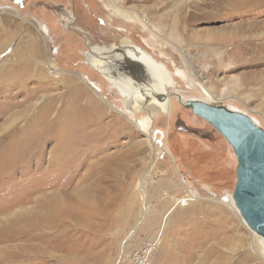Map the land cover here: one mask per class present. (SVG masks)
<instances>
[{
	"label": "rangeland",
	"instance_id": "rangeland-1",
	"mask_svg": "<svg viewBox=\"0 0 264 264\" xmlns=\"http://www.w3.org/2000/svg\"><path fill=\"white\" fill-rule=\"evenodd\" d=\"M124 36L180 83L162 84L167 106L134 113L127 85L124 109L103 66L89 63L109 83L86 63L121 59L94 52ZM0 38V264H126L155 239L151 264H264V238L232 201L234 149L185 107L223 106L264 129V0H0ZM35 42L41 70L11 67L13 47ZM65 114L72 145L59 155Z\"/></svg>",
	"mask_w": 264,
	"mask_h": 264
},
{
	"label": "water",
	"instance_id": "water-1",
	"mask_svg": "<svg viewBox=\"0 0 264 264\" xmlns=\"http://www.w3.org/2000/svg\"><path fill=\"white\" fill-rule=\"evenodd\" d=\"M129 37L130 36H124L120 42L102 45L107 48L115 47L113 52L123 54V57L118 61H114L112 67L109 68L110 74L121 83H123V80L130 79L132 81L130 88L137 91L140 97L147 98L148 100L154 99L158 102L166 101L167 92L175 85L181 88L180 83L174 78L175 83L169 84L165 79L161 83L163 85L167 84L165 87L167 92L165 90H159L164 87H162L160 82L154 81L155 79L147 65L148 62L131 58L125 54L128 48L123 50V47H120L122 41ZM87 43L90 47V51L92 47L90 38L87 39ZM97 45L100 44L98 43ZM133 45L143 47L137 44L135 40ZM144 50L147 51L146 48H144ZM86 59V63L89 65L87 55ZM157 59L160 61L159 64L161 63L168 66L164 60ZM114 66L117 67L114 69ZM90 67L98 72L94 67ZM100 75L103 77L102 74ZM169 75L171 77V74ZM103 78L106 79L105 77ZM162 79L164 78L158 76V80L162 81ZM107 82L109 83L108 80ZM109 84L116 88L120 94L117 86L111 83ZM152 85H156V87L146 95V89L150 91ZM123 100V95H121V102L125 109L126 104ZM185 107L191 108L195 115L202 117L211 124L225 137L227 142L234 149L238 160L237 183L233 193L235 206L247 226L253 232L264 237V129L258 127L247 115L228 110L223 106L210 105L199 100H189L185 103Z\"/></svg>",
	"mask_w": 264,
	"mask_h": 264
},
{
	"label": "bare ground",
	"instance_id": "bare-ground-1",
	"mask_svg": "<svg viewBox=\"0 0 264 264\" xmlns=\"http://www.w3.org/2000/svg\"><path fill=\"white\" fill-rule=\"evenodd\" d=\"M126 14V17H128V18H132V16L131 15H128L127 13H125ZM41 26L43 27V32H47V31H49V26L48 25H46V24H41ZM10 43H13V41H11ZM16 43V42H15ZM102 46V45H101ZM117 47V46H116ZM120 47H123V50H126V48H128V50H127V53H129L128 54V56H130L131 58H134V59H141V60H143V61H146V62H148V64H149V59H150V57L148 56V57H145L144 55H143V53L141 52V50L139 49V47L138 46H136V45H133V44H130L129 43V41H126V39L125 40H123L122 41V44L120 45ZM7 49V47H6V44H5V42H4V40H2L1 38H0V56H5L6 54H7V52L6 53H3V51H4V49ZM14 49H15V53H16V56H17V58H16V60L11 64V67H14V66H17L16 65V63L17 64H19V65H22L21 66V68L22 69H30V68H36V69H40L41 70V68L39 67V65H40V63L43 61V57L41 56L42 55V52H41V50L39 49V45H37V42H35V46H34V44L33 43H29L28 44V46H24V48H23V45L20 43L19 45H18V43L13 47ZM115 48V47H114ZM114 48L113 47H103V49H101L99 52L97 51V52H94V53H98L99 55H101L100 57H102L103 55H105L107 52H109V53H114L113 52V50H114ZM25 49H27L26 51H24ZM28 57L30 58V60L28 59ZM89 57H91V58H93L94 57V54L91 52L90 54H89ZM94 58H96V59H98L97 57H94ZM102 60H103V57H102ZM99 61V60H98ZM147 64V65H148ZM90 65H94V64H90ZM98 69V68H97ZM149 69L151 70V74H152V76H153V78L155 79L154 81L155 82H163L164 81V79H162V81H160V80H158V76H159V73L157 72V71H154V70H152L151 68H150V66H149ZM21 70V69H20ZM99 70V69H98ZM44 71V70H43ZM100 71V70H99ZM41 73H42V71H41ZM26 75V74H25ZM37 75H39V74H37ZM131 80L129 79L127 82H126V85H128V86H130V84H131ZM162 84V83H161ZM113 85H115L114 83H113ZM115 86H117L118 88H119V90H120V92L121 91H124V93L125 94H127V90L126 89H124V88H121V87H119L118 85H115ZM154 87H156V85H152V88H151V90H150V92L153 90V88ZM159 90H164L163 88L162 89H159ZM123 93V94H124ZM148 95V94H147ZM80 96V95H79ZM135 98L133 99V102H134V108H133V112L134 113H141V112H143L146 108H148L149 107V105H151V104H153V103H157L158 105H160L161 107L162 106H167L168 105V103H169V97H170V95H169V93H167V100L166 101H164V102H158L157 100H154V99H150V100H148L147 98H143V97H140L139 95H136L135 94ZM127 97H129V95L127 94ZM80 98V97H79ZM77 100H79V99H77ZM77 100H75V101H77ZM127 100V99H126ZM126 100H125V102H126ZM78 102V101H77ZM79 103V102H78ZM49 105V104H48ZM72 105V104H71ZM74 106H75V102H74V104H73ZM77 106H79L80 107V105H77ZM76 106V107H77ZM82 106H84V104L82 105ZM81 106V107H82ZM87 106V105H86ZM96 107V106H95ZM47 110V109H46ZM85 110H87V109H85ZM89 110H92V108H90ZM67 111V110H66ZM95 112L96 111H98V110H94ZM129 111V110H128ZM131 111V110H130ZM129 111V112H130ZM148 111V110H147ZM65 112V111H64ZM70 112V111H69ZM87 113H89V111L87 112ZM92 113V112H91ZM101 113H102V110H101ZM101 113H99V116H100V114ZM64 114V113H63ZM71 114V113H70ZM66 115L67 114H65V117H66ZM95 115V114H94ZM102 116V115H101ZM88 117V116H87ZM86 116H85V118H87ZM73 118V117H72ZM71 117H66V119L64 120L63 119V121H64V123L62 124V126H60L59 127V129L61 130V141H60V144L58 145V151H59V155H62V154H64L67 150H69L70 149V145H72L71 143V139H70V134L72 133V131H73V128H74V124H73V122H72V119ZM84 118V119H85ZM77 119V118H76ZM88 119V118H87ZM153 120V119H152ZM152 120H150L149 118H142V119H140V121H139V123L142 125V127L143 128H145L147 131L148 130H150L151 128H152V126H153V124H152ZM80 121V120H79ZM82 122V121H81ZM80 123V122H79ZM83 123V122H82ZM92 122H90V124H91ZM56 124V123H55ZM81 124V123H80ZM88 124V123H87ZM50 125V124H49ZM56 126V125H55ZM58 126V125H57ZM53 127V126H52ZM89 127V126H88ZM55 129V128H54ZM99 129V128H98ZM88 130V129H87ZM52 131H53V128H52ZM51 131V132H52ZM150 134V133H149ZM51 135V134H50ZM57 135V134H56ZM156 135H158V133H156ZM156 137H158V139L156 140V141H153V138H152V142H154V144H156L157 142H159V143H162L163 144V146H164V142H163V137H161V136H156ZM155 138V137H154ZM147 139H148V141L150 142L151 141V138H149V136L147 137ZM162 141V142H161ZM150 144V143H149ZM147 145V144H146ZM157 146H159L160 148H163V147H161V145H159V144H156ZM141 148V147H140ZM145 150V149H144ZM167 150V151H166ZM165 151H164V153H168V155L171 157V158H173L172 157V153L170 152L171 150H169V149H166ZM139 153V152H138ZM171 153V154H170ZM191 191V190H190ZM185 200L187 201V202H185ZM183 202L181 201V205H183V206H186V205H190V203H189V201L190 200H192V199H185ZM232 201L234 202V199H232ZM235 204V203H234ZM174 210V209H173ZM177 215H179V212L177 213ZM243 219V218H242ZM245 222V221H244ZM246 223V222H245ZM247 225V224H246ZM252 231V230H251ZM253 232V231H252ZM255 233V232H254ZM257 234V233H256ZM259 235V234H258ZM261 236V235H260ZM262 238V237H261ZM264 238V237H263ZM264 242V241H263ZM254 249H255V253H258V250L254 247ZM217 250V249H216ZM262 251H264V247L262 248ZM211 252L212 253H214L213 252V250H211ZM211 255H209L208 257H210ZM247 258H249V255H247V257H246V259ZM206 259V258H205ZM222 259H226V258H222ZM224 260H222L221 262H222V264H225L224 263ZM227 263V262H226ZM202 264H219L218 262H216V261H211L210 259H207V262L206 263H202Z\"/></svg>",
	"mask_w": 264,
	"mask_h": 264
},
{
	"label": "built area",
	"instance_id": "built-area-1",
	"mask_svg": "<svg viewBox=\"0 0 264 264\" xmlns=\"http://www.w3.org/2000/svg\"><path fill=\"white\" fill-rule=\"evenodd\" d=\"M163 147L162 143H159ZM165 156V153L162 155ZM158 240H149L145 242L140 248L134 250L129 256L126 264H151V256L157 247Z\"/></svg>",
	"mask_w": 264,
	"mask_h": 264
},
{
	"label": "flooded vegetation",
	"instance_id": "flooded-vegetation-1",
	"mask_svg": "<svg viewBox=\"0 0 264 264\" xmlns=\"http://www.w3.org/2000/svg\"><path fill=\"white\" fill-rule=\"evenodd\" d=\"M100 60H101L100 58L99 59H96V58H90L89 57V63L90 64H94V66H96V63H97L99 66H103V69L102 70L99 69V68L98 69L100 71H103V74H105L108 78H110V81L112 83H114L115 85H118L119 87L124 88V89L127 90V88H126L127 87L126 82L128 81V79L127 80H123V83H121V82H118L119 80L118 81L116 80L117 78L113 77L110 74L109 68L112 67L113 62H109L108 59H105L104 57H103V60L102 61H100ZM96 67H98V66H96ZM116 67L117 66H114V69Z\"/></svg>",
	"mask_w": 264,
	"mask_h": 264
}]
</instances>
